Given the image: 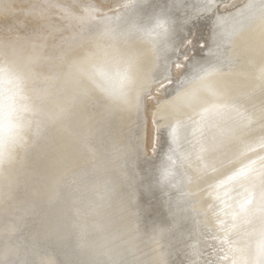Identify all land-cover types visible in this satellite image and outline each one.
Listing matches in <instances>:
<instances>
[{
  "label": "bare ground",
  "instance_id": "bare-ground-1",
  "mask_svg": "<svg viewBox=\"0 0 264 264\" xmlns=\"http://www.w3.org/2000/svg\"><path fill=\"white\" fill-rule=\"evenodd\" d=\"M200 3L201 0H0V43L14 41L12 54L30 69L26 85L13 86L16 99L10 142L29 120L35 127L37 106L53 117L62 113L59 119L49 121L27 154L17 147L12 153H17L16 158L4 166V178H0L4 191L8 190L6 174L10 179L24 176L28 183L22 182L25 199L16 213L15 239L10 242L4 235L6 226L0 224V259L19 264L25 258V249H40L37 264H81L94 258L93 250L107 251L109 242L118 237L115 243L121 249L132 250L143 260L232 264L231 256L224 259L229 252L225 237L233 230L234 217L243 223L259 215L255 202L248 206L254 216L245 217L241 211L249 197L258 201L259 190L254 192L245 181L222 182L242 167L258 170L264 163L260 159L264 157V123L260 121L264 92L258 79L259 62L253 65L242 61L211 78L227 97L239 100L243 115L212 117L209 123L229 125L236 135L217 143L208 134L205 146L209 150L198 158L199 144L195 148L183 140L171 144V133L189 116L199 120L202 109L213 98L201 93L191 107L174 106L170 101L175 83L165 80L164 88L159 84L152 87L139 112L119 106L109 114V94H119L128 87L120 75L124 65L112 58L111 41H104L101 48L83 41L77 19L86 16V8L94 5L99 9L97 19L112 17L113 27L130 33L118 45L121 53L137 54L146 66L171 62L175 80L192 66L211 59L215 16L235 12L248 0H221L213 13L199 12ZM158 21L167 22L166 34L155 27ZM254 35L250 30L239 33L233 40V49L238 52L241 41ZM72 64L86 74H77L70 68ZM133 76L139 79L136 70ZM165 89L171 94L166 95ZM85 91L87 97L83 95ZM149 111L155 128L152 150L145 143ZM26 135L31 142V132ZM84 136L90 140L79 143ZM110 138H114L118 152L107 143ZM82 146L90 149L84 156L80 155ZM170 146L174 151H169ZM166 169L175 175L164 178ZM124 171L128 182L121 191L132 193L133 200L130 209L118 211L119 197H113L108 188ZM0 191L1 198L3 189ZM0 213L4 210L0 209ZM126 213L131 224L128 229L134 230L125 235L117 220ZM4 220L8 221L6 217ZM110 221L113 227H108ZM130 236L136 239L132 246ZM260 242L257 225L249 237V246L258 247ZM44 255L52 258L43 262Z\"/></svg>",
  "mask_w": 264,
  "mask_h": 264
},
{
  "label": "snow or ice",
  "instance_id": "snow-or-ice-1",
  "mask_svg": "<svg viewBox=\"0 0 264 264\" xmlns=\"http://www.w3.org/2000/svg\"><path fill=\"white\" fill-rule=\"evenodd\" d=\"M221 0H201L199 12L213 13L217 9ZM235 7V5H233ZM87 15L77 18L81 24V39L89 44H95L97 48H101L104 41H111L112 44V58L117 64H123L124 67L120 72L122 80L127 84V89L121 91L119 94H109L108 107L109 114L114 112L117 107L124 106L128 110H135L139 112L145 104V97L150 94L152 87L159 84L161 88H164L163 81H168L169 84L175 83V88L172 92L170 103L174 106L191 107L193 101L199 99L201 93H207L213 98V102L208 107L202 109L199 120H194L191 116L187 121L179 126V128L173 127L171 133V144H178L180 140H183L185 144L195 148L196 144L200 145L199 151L202 158V154L206 153L209 149L206 147V143L209 140V135L212 141L220 143L224 139L234 137L236 130L229 126H220L218 123H209L212 117H223L225 113H235L237 116L242 117L241 105L236 98L227 97L226 93L220 91L211 81V78L223 74L227 70H231L242 61H247L249 64H256L259 62V76L260 89L264 92V0H248V3L242 7L236 8L235 12H228L225 15H216L214 20V47L209 49L211 59L206 60L204 63L191 67V70L177 79H173L171 73V62H166L163 66H158L155 62H152L150 66H146L137 54L124 55L121 53L118 45L121 40H126L130 33H125L113 27L111 25L112 17L103 16L97 19L95 15L99 9L94 5H89L86 10ZM229 28L226 29L225 26ZM156 28L162 29L166 34L168 32L167 22L158 21L155 25ZM254 31L255 35L250 39L241 41L239 45V51L233 49L232 43L234 38L241 32ZM223 42V43H222ZM0 46L4 48L14 46V41H7L0 43ZM105 55H109L105 51ZM160 59L159 52L156 55V60ZM177 67L180 65L177 63ZM70 68L74 69L77 74H86L85 70L78 67L76 64L70 65ZM133 70L139 73V79L137 80L133 76ZM30 69L27 65H24L23 76L28 78ZM130 91L135 92L134 98H130ZM165 94L171 93L165 89ZM85 97L88 93H83ZM34 112L38 114V119L35 121V127L33 128V122L29 120L24 128L17 132L11 141V149L5 147L2 139H0V178H4V166L5 164H11L13 162V151L19 147L25 154L33 146L36 140L39 138L41 132L47 127L49 121H54L60 118V115L56 117L50 116L37 106ZM231 119V116H229ZM260 121L264 123V104H262L260 110ZM215 128L216 131H212ZM191 129V131H189ZM27 132H31L32 141L28 140ZM191 137V139H189ZM87 136L81 137L79 143L83 144L89 141ZM114 138H110L107 142L117 152L113 143ZM193 141L196 143L193 144ZM261 147H264V139H262ZM250 151L252 149H249ZM169 151H174L170 146ZM264 161V157L260 158ZM253 164L256 161H252ZM164 178L174 176L175 173L171 170L164 171ZM247 182L249 188L254 192L259 190V199L255 200L254 197H249L245 205H241V211L243 216H254V213L250 211L248 206L257 204L258 216L254 219L244 220L243 223L239 222L235 217L232 224V231L225 237V243L228 244L229 252L225 256V260L229 256L233 258L232 264H247V250L249 248V237L253 232L259 228V235L261 242L258 245V264H264V163L258 170L252 169L248 166L242 167L232 175L227 176L225 181L227 182ZM128 182V174L126 171L120 173V178L113 181L108 191L113 197H119L118 211H125L130 209V202L132 199V193L124 194L121 189ZM11 179H8L7 188L9 194L14 187ZM135 215V213H133ZM240 214H237L239 216ZM118 237H113V240L109 243L111 247L107 251L93 250L94 258L83 261L81 264H167V260L161 258L159 260H143L135 255V252L129 249H121L119 245L115 243ZM104 248L105 246H101ZM195 247L194 245L192 246ZM41 254L40 249H25V258L19 261V264H37V257ZM0 264H13V261L5 258L0 259ZM195 264V262H190Z\"/></svg>",
  "mask_w": 264,
  "mask_h": 264
},
{
  "label": "clouds",
  "instance_id": "clouds-1",
  "mask_svg": "<svg viewBox=\"0 0 264 264\" xmlns=\"http://www.w3.org/2000/svg\"><path fill=\"white\" fill-rule=\"evenodd\" d=\"M24 65L12 54L11 47L0 46V139L5 147L11 149L10 129L14 119L13 104L16 99L13 86L17 83L26 85L23 76ZM132 97V91L129 93ZM258 247L249 246L247 250V264H258Z\"/></svg>",
  "mask_w": 264,
  "mask_h": 264
},
{
  "label": "water",
  "instance_id": "water-1",
  "mask_svg": "<svg viewBox=\"0 0 264 264\" xmlns=\"http://www.w3.org/2000/svg\"><path fill=\"white\" fill-rule=\"evenodd\" d=\"M229 90H231V89H229ZM94 104L90 105L91 106V111H94V108L92 107V106H94ZM96 104H98V103H96ZM96 109L97 108H95V112H97ZM254 116L255 117H258V115H254ZM82 147H83L84 151H81L80 150V155L81 156H84L86 154L85 152L89 151L90 149L87 148V147H84V146H82ZM16 155H17V153H15L13 155V157L16 158ZM5 170H7V169H5ZM8 175H10V174H8ZM10 178L11 177L10 176L8 177L7 174H6L5 175V179H4L5 181L4 182H6V179L8 180ZM11 180L13 182H17L18 181V183H15L14 184V187H13V189L11 191V194H9V190L4 191L5 190L4 186H0V188L3 189V191H2V197L0 198V205H6L4 208H2L0 206V209H3L4 210V213H0V224L6 226L5 229H4V235H5V237L10 242H11V240H13V238L15 239V237H16V231H17V228H18L17 227L18 218L16 217V213H17V210L22 209V206H23L22 202H23V200L25 198H24V194L22 192V182L23 181L27 182V179L24 178V176H23V178H21V176H20L17 179H11ZM41 187H42L41 185L40 186H37L36 188H34L32 190V192L34 190H36V189L41 188ZM6 189H7V186H6ZM5 217H6V219H8V221H6V223H5V220H4ZM122 220L126 221L128 225H126L124 222H122ZM86 221H87V219H86ZM117 224L123 226V232H124L123 234H125V235H126V232H129V231H133L134 230V227L128 229V226L131 225L130 224V217H129L128 213H126L124 216L120 217L117 220ZM108 227H113V222L110 221V223L108 224ZM83 238H84V242H87V240H88L87 232H84L83 233ZM135 241H136V239L135 238L133 239V237L130 236V240L128 242L130 243L131 246L133 245V243ZM19 248L21 249L20 246H19ZM15 249H16V247L12 248V250H15ZM7 254L8 253H4V255H7ZM44 256H43V258H44L43 262H46L47 261L46 258H50V257L52 258V256H50V255H47V256L44 255Z\"/></svg>",
  "mask_w": 264,
  "mask_h": 264
},
{
  "label": "rangeland",
  "instance_id": "rangeland-1",
  "mask_svg": "<svg viewBox=\"0 0 264 264\" xmlns=\"http://www.w3.org/2000/svg\"><path fill=\"white\" fill-rule=\"evenodd\" d=\"M153 102V101H152ZM147 106L150 107L149 104H147ZM148 107V108H149ZM148 118H149V126L146 129V146L148 147L149 150H152V146H153V136L155 135V128H153V123H152V112L149 111L148 112Z\"/></svg>",
  "mask_w": 264,
  "mask_h": 264
}]
</instances>
